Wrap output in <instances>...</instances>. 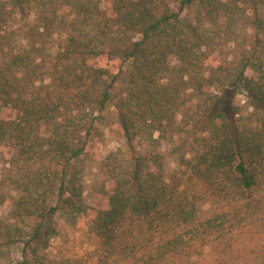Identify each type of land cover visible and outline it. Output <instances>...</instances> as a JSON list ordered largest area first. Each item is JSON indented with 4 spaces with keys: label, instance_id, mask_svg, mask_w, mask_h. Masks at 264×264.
Wrapping results in <instances>:
<instances>
[{
    "label": "rangeland",
    "instance_id": "374dc122",
    "mask_svg": "<svg viewBox=\"0 0 264 264\" xmlns=\"http://www.w3.org/2000/svg\"><path fill=\"white\" fill-rule=\"evenodd\" d=\"M80 1L98 14L111 15V5L106 0ZM218 1L227 3L231 9L209 15V9L201 3L184 9L176 2L168 4L171 12H181L180 23L186 32L197 30L203 37L198 56L203 66L186 69L175 55H168L166 70L152 88L153 93L159 89L170 96L177 92L175 103L157 95V103L150 105L148 95L142 90L143 81L134 83L137 79L135 65L120 59L109 61L102 54L98 56V67L107 68L111 76L121 72L104 109H100L98 100L102 89L112 79L109 74L94 87L87 79L68 88L56 76L64 67L59 59L70 34L65 23L60 24L62 21L55 19L51 25H45L42 9L35 1L11 9L5 18H0V63L8 62L13 55L26 57L33 72L28 73L27 69L21 72L25 95L35 92L41 99L59 104V111L53 113L52 123L45 129L47 139L44 141L54 148L65 135L74 149L83 148L80 157L72 161L70 173L77 176L82 186V200L89 213L77 221L68 212H57L45 220L41 229L43 241L36 242L47 264H103L99 239L90 231L88 223L108 206L107 193L114 185L111 173L116 168L120 176L133 167L137 158L156 155L163 159L166 180L181 184L179 192L196 205L200 219L223 216L224 224L223 239L215 243L211 239L212 244L205 248L196 246L182 256L171 258L167 264H264V193L259 195L262 205L251 210L250 218L243 208H238L237 214L231 217L227 215L231 207L213 198L207 186L192 172L198 155L209 148L208 141L214 142L208 123L211 118L220 125L222 119L218 116L222 114L231 119L239 131L257 126L262 129L264 124L262 108L249 101L245 84L230 85L241 70L247 78L259 75L257 70L264 60V0H256V3L235 0L234 5L231 0ZM49 7L50 14L54 10ZM192 34L190 32V37ZM133 37L140 38L138 34L128 35V38ZM105 49L99 45L98 50ZM78 69L77 73L81 74ZM71 79L74 78L67 80ZM131 90L136 94H130ZM13 96L15 99L16 94ZM122 111L128 114L132 126L128 133L122 123ZM1 118L15 119L16 113L6 111ZM2 150L0 193L6 203L0 207V222L7 225L13 223L10 208L17 197L4 175L15 150L6 147ZM56 202V197L48 199L51 206ZM38 222L39 219H27L24 223L16 221L15 225L29 238ZM25 247L20 239L0 240V264H21ZM110 264L115 261L111 260ZM117 264L141 263L121 260Z\"/></svg>",
    "mask_w": 264,
    "mask_h": 264
},
{
    "label": "trees",
    "instance_id": "16d2710c",
    "mask_svg": "<svg viewBox=\"0 0 264 264\" xmlns=\"http://www.w3.org/2000/svg\"><path fill=\"white\" fill-rule=\"evenodd\" d=\"M31 1L40 5L45 25L59 19L70 32L66 49L59 59L64 67L56 72L62 85L68 88L87 79L93 87L100 84L101 79L110 75L107 68L97 66L98 56L105 54L109 61L120 59L135 65L137 79L134 83L143 81L142 90L148 95L150 105L157 103V95L176 102L177 92L171 96L159 89L152 92L157 79L166 70L168 55H175L186 69H200L204 64L198 57L203 37L197 30L186 32L180 23L181 12H171L168 4L176 2L184 9L201 3L209 9V15L231 9L230 5L218 0H106L111 5V15H105L87 8L80 0H0V18ZM233 1L231 4H236ZM243 1L256 3V0ZM49 6L54 10L50 14ZM130 34H138L140 38H128ZM99 45L105 46V51L98 50ZM261 65L257 78H247L241 70L230 85L245 84L247 98L262 108L264 114L263 59ZM30 67L23 55H13L8 62L0 63V156L3 147L15 150L4 178L17 197L10 208L13 223L3 225L0 222V240L7 238L10 242L16 238L22 241L26 247L21 264H47L39 253L38 243L43 241L41 229L45 220L57 212H68L77 221L88 215L89 208L82 200V186L77 176L70 173L72 161L80 157L83 148L74 149L65 135L54 148L44 141L47 139L45 129L60 107L51 100L41 99L38 93L25 95L20 75L23 69L33 72ZM78 68L81 74L77 73ZM120 75L121 72L110 75L112 79L102 89L98 100L100 109L111 99V90ZM69 77L74 79L68 81ZM130 94L136 93L131 90ZM6 111L16 113V118L2 119L1 114ZM122 113V123L128 133L132 126L128 114ZM218 117L222 119L220 125L215 118L208 122L214 142L208 141L209 148L198 155L192 172L207 186L213 198L231 207L228 216H235L237 209L243 208L250 218L251 212L262 205L260 196L264 193V124L262 129L257 126L239 131L231 119L222 114ZM135 162L120 176L116 173L118 169H113L114 185L107 193L108 206L88 223L90 231L99 239L98 250L103 264H110L111 260L115 264L121 260L167 264L171 258L182 256L196 246L205 248L211 239L212 243L223 239V216L200 219L196 205L179 192L181 184L166 180L160 155L139 157ZM52 196L57 199L55 206L48 204ZM5 203L0 193V207ZM27 219H39L29 238L15 225L16 221L24 223Z\"/></svg>",
    "mask_w": 264,
    "mask_h": 264
},
{
    "label": "water",
    "instance_id": "95a60500",
    "mask_svg": "<svg viewBox=\"0 0 264 264\" xmlns=\"http://www.w3.org/2000/svg\"><path fill=\"white\" fill-rule=\"evenodd\" d=\"M243 88H244V85L241 86V89H243Z\"/></svg>",
    "mask_w": 264,
    "mask_h": 264
}]
</instances>
